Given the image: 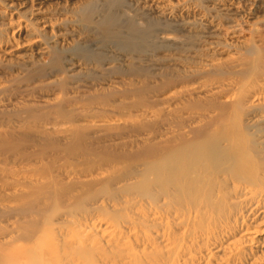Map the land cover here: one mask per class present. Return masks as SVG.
Wrapping results in <instances>:
<instances>
[{
	"label": "rangeland",
	"instance_id": "obj_1",
	"mask_svg": "<svg viewBox=\"0 0 264 264\" xmlns=\"http://www.w3.org/2000/svg\"><path fill=\"white\" fill-rule=\"evenodd\" d=\"M0 1V264H110L88 226L150 214L131 144L219 91L264 110V0Z\"/></svg>",
	"mask_w": 264,
	"mask_h": 264
},
{
	"label": "bare ground",
	"instance_id": "obj_2",
	"mask_svg": "<svg viewBox=\"0 0 264 264\" xmlns=\"http://www.w3.org/2000/svg\"><path fill=\"white\" fill-rule=\"evenodd\" d=\"M38 14L40 25L22 22L36 37L54 26ZM217 93L172 113L183 115L149 143L136 137V151L122 154L143 166L123 186L135 191L128 201L150 214L123 226H88L115 249L110 264H264V110H244L237 96L219 100ZM77 253L69 264H93ZM109 258L103 255V263Z\"/></svg>",
	"mask_w": 264,
	"mask_h": 264
}]
</instances>
